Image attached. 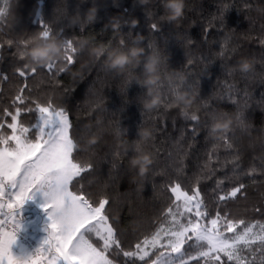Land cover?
<instances>
[{"label": "trees", "instance_id": "1", "mask_svg": "<svg viewBox=\"0 0 264 264\" xmlns=\"http://www.w3.org/2000/svg\"><path fill=\"white\" fill-rule=\"evenodd\" d=\"M57 2L58 0H0V106H9L16 89L25 82L24 78L17 75V69L23 68L27 62L26 58L19 56V51L25 49L24 41L43 30L41 21L47 23L54 33L60 32L59 39L87 38L91 45L103 42L113 47L127 48L139 34L143 37L142 46L146 50L152 51L149 48V45H152L162 56V78L158 84L161 103L152 109L143 107L146 88L139 84L142 79V65L137 68L130 66L124 73L117 74L105 69V58L100 57L89 72L85 73L82 81L76 78V83L73 84L74 78L69 72L61 73L57 77L63 86L73 89L66 97L65 106L74 130L91 128L92 133L99 132L98 135L90 133L86 140L81 142L83 149L88 139L96 137V155L92 157L93 162L106 158V161L99 165L98 172L86 175L85 191L91 193L93 198L107 196L114 201L109 215L115 217L118 227L126 234L123 238L124 249L134 250L137 238L143 239L145 235L155 232L161 223L167 226L171 217L164 214L175 200L171 186L181 183L182 189L196 187L194 182L185 184L182 178H178V170L174 167L169 153L175 155L176 142L181 133H185L181 143L185 146L191 143L193 146L185 160L183 175L192 177L193 173L198 171L197 164L205 162L206 154L219 139V133L217 136L209 135L213 112L227 113L232 118V131L228 136L235 141L240 151V169L243 171L239 174L233 172L230 154L232 150L223 144L218 146L223 168L217 166L215 175L202 177L199 184L209 218H214L219 211L221 216L225 212L229 213L234 220L243 219L246 223L264 224V177L258 174L264 169V105L258 103L261 93L264 92V85L260 83L261 77L264 76V44L261 43L264 38V29L261 28L264 24V14L256 10L264 8V0H246L251 5V10L245 7V0H227L231 7L226 14L227 28L223 31H218L209 23L222 0H185L184 16L179 21H169L165 18L162 0H148L145 4H141L139 0H61L65 7L59 13L56 10ZM94 3L98 7L94 22L86 24L83 30L79 26L80 22H70L71 17L77 14L80 15V20L84 19L85 13ZM116 15H120L122 21L135 18L139 23L136 27L124 25L119 31L106 28L110 18ZM153 23L158 26L159 31L152 30ZM205 29L208 30L206 41ZM226 34L231 36V41L221 56L219 53ZM188 40L193 41L190 46L186 43ZM8 41H12V44ZM233 48L235 51H232ZM189 59L194 61L191 67H188ZM241 59L252 62L254 79H243L238 70L234 75H229V70L238 69ZM90 60L88 51H82L77 63L70 68L78 69L81 64ZM208 61H211L208 64V72L200 78L201 87L191 105V111L199 107L196 113L199 116V135L193 142L188 130L194 122L185 118L179 107L165 105V98L167 97L170 104L172 88L180 83L170 80L169 74L177 70L187 77V83L201 76ZM55 71V68L51 70ZM189 72L193 75L190 76ZM27 82L33 87L34 96L41 101L45 100L51 91L48 77L44 73L28 76ZM232 84L239 90L247 86L249 92L248 107L243 108L246 123L249 125L246 131L233 126L237 106L227 98L221 99L229 94V85ZM183 88L187 87L181 85L180 89ZM62 93V88L55 89L57 97ZM236 95L242 106L245 100L243 91H238ZM4 119L11 121L10 117ZM138 128H151L154 136V140L150 139L141 144L140 148L151 152L152 156L155 150L159 151L150 167L154 170L149 171L144 178H140L137 169L132 168L129 163L137 154ZM117 129L120 130L119 134ZM116 153H119L118 157L115 156ZM79 155L82 162H88L90 153L81 151ZM113 161L117 165L115 169L111 167ZM253 167L257 170L254 180L243 175L244 171ZM110 172L116 177L114 181L109 179ZM218 180L223 181L220 186L217 185ZM241 181L246 185V196L238 194L236 198L225 201L217 199L218 195L230 191ZM16 214L21 220H29L28 213L17 211ZM26 231L32 234L31 231ZM253 231L260 234L259 227H255ZM39 242L41 247V241ZM29 253L31 254L30 251ZM192 254H196L195 249ZM151 258L154 257L146 258L149 259V264ZM133 259L120 254L116 257V264H132ZM135 264L144 262L136 258ZM190 264L204 262L192 260ZM257 264H260L258 253Z\"/></svg>", "mask_w": 264, "mask_h": 264}, {"label": "snow or ice", "instance_id": "2", "mask_svg": "<svg viewBox=\"0 0 264 264\" xmlns=\"http://www.w3.org/2000/svg\"><path fill=\"white\" fill-rule=\"evenodd\" d=\"M64 7L61 0H58L57 12L59 13ZM229 7L231 5L227 0H222L217 13L209 22L218 31L227 28L226 14ZM245 7L251 10V5L246 0ZM256 10L264 14V8ZM37 15L39 16L40 13ZM41 23L43 30L23 42L25 49L19 51L21 58H26L27 46L31 45L33 39L60 38V32L54 33L47 23L43 21ZM88 23L87 20L81 19L79 23L81 30ZM151 27L153 31H159L155 23ZM261 28L264 29V24ZM207 35L208 30L205 29V41ZM61 40L64 42L63 58L39 67H30L26 62L23 68L17 69V75L24 78L25 82L16 89L9 106H0V264H116V257L120 254L126 258H134L132 264H135L136 258L144 264H149V259L146 258L150 257H154L150 259V264H190L192 260H203L204 264H257V253L260 264H264V224L246 223L243 219L234 220L229 213L225 212L221 216L219 211L214 218H209L207 206L199 189L202 177L215 175L217 166L223 168L217 150L221 144L232 150L230 153L232 171L237 174L243 171L240 169V151L235 141L228 136L232 131L230 127L219 132L216 145L206 154L205 162L197 164L198 171L193 173L192 177L184 176L183 173L185 160L193 145L189 143L185 146L181 143L185 138V133H181L180 139L176 142L177 151L174 156L169 153V157L178 170V178H182L185 184L194 182L196 187L182 189L181 183L171 186L175 200L164 214L166 217H171V220L167 221V226L161 223L155 232L145 235L143 239L137 238L134 250L124 249L123 238L126 234L118 227L115 217L109 215L114 201L107 196L93 198L91 193L85 191L86 175L98 172L99 165L104 163L106 158L93 162L96 142L86 143V147L81 149V142L92 133V129L74 130L65 106L66 97L73 89L63 86L57 77L61 73L68 72V69L77 63L82 51L78 49L79 40L75 37ZM230 41L231 36L226 34L219 55H224ZM8 43L11 45L12 41ZM186 43L190 46L193 41L188 40ZM261 43L264 44V38L261 39ZM149 48L157 51L152 45H149ZM232 51H235V48ZM98 60L97 57H91L89 68L85 69V73H88ZM193 63L194 61L189 59L188 67ZM210 63L211 61H208L205 64L204 72L199 78L187 83L180 81L179 85H175L172 88L171 103L168 104L166 97L165 105L179 107L175 96L181 85L197 94L201 87L200 78L208 72ZM53 68L56 69L55 72H51ZM237 70L243 79H254L253 68L247 72L231 69L229 75H234ZM41 73L47 75L51 87V91L43 101L34 96L33 87L27 82L28 76H38ZM189 75L193 73L189 72ZM83 79L81 78V81ZM75 83L76 80L73 79V84ZM260 83L264 85V76L261 77ZM56 88L63 89L60 97L55 95ZM229 90V94L226 97L222 96L221 99L227 98L237 106L233 126L246 131L249 125L246 123L243 108L248 107L247 86L239 90L235 84H232L229 85ZM238 91H243L245 98L242 106L236 95ZM258 103L264 105V92L261 93ZM207 106L206 103L205 107ZM179 108L185 118L194 122L188 130L191 132L190 139L194 142L199 135V116L196 114L199 107L195 111H191V106ZM218 116L226 117L228 114L212 113L213 120ZM5 117H10L11 121L7 122ZM119 131L117 129V134ZM92 134L98 135L99 132ZM209 135L217 136L216 133L210 132ZM150 139L154 140V136L148 139L139 137L136 149L139 150L141 144ZM153 147L155 148V145ZM81 151L90 153L87 163L82 162L79 155ZM158 155L157 149L153 153V161ZM115 156L118 157L119 153ZM116 166L114 161L111 162L112 169ZM153 170L150 168V171ZM256 174L257 170L254 167L243 172V175L253 180ZM258 174L264 177V169ZM109 179L114 181L116 177L110 172ZM88 183L90 184L91 181ZM222 183V180L217 181L218 186ZM245 188L246 185L241 181L230 191L218 195L217 199L225 201L236 198L238 194L246 196ZM36 191L44 195L45 202L42 207L47 211L50 221L48 236L44 241L47 247L42 245L34 255L15 256L11 252V246L15 243L21 227L16 213L26 200L33 198ZM255 227H259L260 234L253 231ZM194 249L195 255L192 254Z\"/></svg>", "mask_w": 264, "mask_h": 264}, {"label": "clouds", "instance_id": "3", "mask_svg": "<svg viewBox=\"0 0 264 264\" xmlns=\"http://www.w3.org/2000/svg\"><path fill=\"white\" fill-rule=\"evenodd\" d=\"M141 4H145L148 0H139ZM162 5L166 12V19L169 21H179L184 16L185 0H162ZM98 13V7L93 4L84 15V19L89 23L95 21ZM71 23L77 24L80 22V15L77 14L71 17ZM139 21L132 18L128 21H122L120 15L110 18L105 25L106 28H111L113 31H119L122 26L136 27ZM143 37L138 34L133 44L127 48L113 47L110 44L103 42L96 45H91L87 38L81 39L78 42L80 51L87 50L90 57H104L103 66L108 71H114L117 74L124 73L130 66L133 68L143 66L142 79L139 84L146 88L143 107L152 109L161 103V94L158 84L162 78L161 64L162 56L158 51H148L142 46ZM64 42L59 38H38L33 39L31 46L27 49L26 59L29 66H42L49 62L60 60L64 56ZM90 61L80 65L78 69H68V72L74 79L85 78V69L89 68ZM253 64L248 59H241L238 69L242 72L252 70ZM170 80L185 81L187 77L177 70L169 74ZM177 105L182 108L191 106L195 101V94L188 88L179 89L175 96ZM232 124V118L217 117L213 120L210 126V133L218 134L220 131L229 128ZM137 135L142 139H148L153 135L151 128H138ZM96 137L87 140V143H95ZM136 155L130 160V166L137 169V174L140 178L146 177L153 164L152 153L146 150L136 149Z\"/></svg>", "mask_w": 264, "mask_h": 264}, {"label": "rangeland", "instance_id": "4", "mask_svg": "<svg viewBox=\"0 0 264 264\" xmlns=\"http://www.w3.org/2000/svg\"><path fill=\"white\" fill-rule=\"evenodd\" d=\"M44 202L43 193L36 191L33 198L26 200L18 211L23 212V214L28 213L29 220H21V217L19 216L22 226L26 230L31 231L32 234L41 241V246L43 245L46 248L47 245H44V241L48 236V226L50 221L48 219L47 211L42 207ZM12 253L15 254V256L29 255V251L20 244L14 245Z\"/></svg>", "mask_w": 264, "mask_h": 264}, {"label": "built area", "instance_id": "5", "mask_svg": "<svg viewBox=\"0 0 264 264\" xmlns=\"http://www.w3.org/2000/svg\"><path fill=\"white\" fill-rule=\"evenodd\" d=\"M15 242L25 246L32 255H34L36 253V250L40 248L39 240L30 232H27L22 225L19 232L17 233Z\"/></svg>", "mask_w": 264, "mask_h": 264}, {"label": "crops", "instance_id": "6", "mask_svg": "<svg viewBox=\"0 0 264 264\" xmlns=\"http://www.w3.org/2000/svg\"><path fill=\"white\" fill-rule=\"evenodd\" d=\"M14 245H17V244L14 243V244L11 246V252H12V250H13ZM29 254H30V253H29ZM13 255H15V254H13Z\"/></svg>", "mask_w": 264, "mask_h": 264}]
</instances>
